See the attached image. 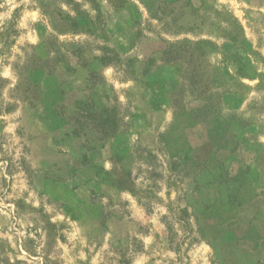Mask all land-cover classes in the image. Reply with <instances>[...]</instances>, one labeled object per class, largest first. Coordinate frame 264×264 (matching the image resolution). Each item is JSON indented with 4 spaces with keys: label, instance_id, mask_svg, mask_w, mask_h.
<instances>
[{
    "label": "rangeland",
    "instance_id": "rangeland-1",
    "mask_svg": "<svg viewBox=\"0 0 264 264\" xmlns=\"http://www.w3.org/2000/svg\"><path fill=\"white\" fill-rule=\"evenodd\" d=\"M0 264H264V0H0Z\"/></svg>",
    "mask_w": 264,
    "mask_h": 264
}]
</instances>
